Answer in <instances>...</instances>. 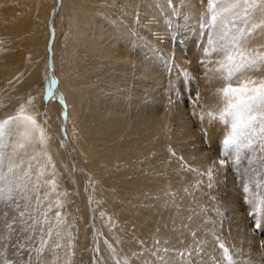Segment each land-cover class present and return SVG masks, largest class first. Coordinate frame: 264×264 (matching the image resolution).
Segmentation results:
<instances>
[{"label":"bare ground","instance_id":"obj_1","mask_svg":"<svg viewBox=\"0 0 264 264\" xmlns=\"http://www.w3.org/2000/svg\"><path fill=\"white\" fill-rule=\"evenodd\" d=\"M193 1L198 0H61L58 14L60 24L56 28L58 35H61L60 43L63 48L58 43L62 48V53L59 52L58 74L60 90L64 91L68 100L66 102L70 104L69 129L73 132V142L91 172L92 180L98 179V182L101 180L104 184L105 192L101 191V194L106 197L105 201L112 203L116 200L119 204L113 209L119 228L134 223L135 229L129 230L128 235L130 236L131 231L136 235V231H141L140 237H146L145 232L149 227L152 230L153 240L150 242H154L153 253H157L153 254L154 264H264V228L253 231L254 225L246 222V211L237 209V205L235 209L224 208L230 202L224 192L223 197L219 196L224 204L209 198L211 191L205 175L210 169L215 175L219 168L210 165L212 162L209 159L203 166L202 158L208 152L202 146L197 129L206 127V139L212 142V133L216 130L217 123L215 120L210 122L207 114L216 110L211 98L212 93L217 90L209 88V81H198L203 79L204 75L201 74L208 75L205 65L200 67L202 72L196 76L199 85L194 88L197 102H201L202 108L206 109L203 120L200 119L202 114L197 110L199 106L193 104L192 112L196 114L193 121L180 101H168L160 91L161 85H165L161 78L163 71L160 70L165 68H156L158 59L155 44L158 37L162 38L166 32V21L173 14L190 15H186L187 26L181 30L187 32L184 33V42L182 41L186 49L176 48V59L179 62L185 61L182 55L184 52L190 61L201 64L203 58L204 63L208 64L211 51L207 55L200 47H195L197 42L201 43L208 38L218 47L222 35L221 21L227 23V20L232 19L218 9L217 20L214 22L207 10L208 0H200V6L192 4ZM56 3L57 0H7L0 5V73L9 70V105L4 104L7 109L0 112L1 116L9 111V118L0 117V121H8L9 128H13V133L8 134L6 124L3 128L5 133L0 136V187L5 186V192L8 190L10 162L18 165L17 175L24 179L25 173L28 177L34 175V169L39 170V167L49 171L48 157H51L58 169L63 170V175L58 178L59 184L68 182L81 185V181L73 175L54 146L52 133L59 120L58 105L48 106L51 119L47 123L42 117L44 106L39 101L40 93L38 92L36 98L33 96L35 88L32 86L44 61L48 43L46 23ZM250 3L254 6L247 9L246 15L245 9L240 8V17L235 20L233 31L240 28L243 20V28L246 29L252 23H260L264 19L259 12L264 6V0H250ZM171 22L173 23L172 20ZM204 25L208 29L202 33ZM256 32L258 39L251 35L248 37L249 44H254L257 40L264 42V31L257 29ZM166 40L164 42L167 44ZM53 44L56 51L57 44ZM143 45L146 48H140ZM262 47L263 44L259 51L264 52ZM191 67L190 64L185 65V72L195 77V71ZM21 115L34 117L37 125L44 130L43 143L40 142L39 132L35 133L34 139L24 136L25 129L17 119ZM223 134L224 132L221 135L224 136ZM221 135L217 134V140ZM6 147L9 150L6 151ZM256 152L259 154L260 151ZM250 158L253 157L250 155ZM44 183L40 178L29 182L28 195L32 197V203L40 209L37 218L43 221L44 209L48 204H56L58 200L64 205L59 208L63 217L70 198L67 186H63V189L68 196L63 199L57 193L46 192L47 188L50 192L52 187ZM35 184L40 186V191L35 192ZM112 190L114 192L110 193ZM41 193L48 194L46 201H43ZM37 196L41 202L38 205ZM79 199V212L83 214L85 197L81 189ZM120 199H123L122 203L117 202ZM120 206L132 209L130 219L117 210ZM56 210L54 208L48 213L49 222L54 226L47 246L39 254L41 264H56L61 254L62 246L57 248V245L64 233L56 235V224L59 223L54 219ZM6 216L8 218L9 215ZM146 217H149V221ZM2 220L0 215V224H3ZM261 222L264 223V214ZM69 226L71 225H67L72 228ZM144 242L142 240L137 244L136 237L133 245L130 242L126 249L143 247ZM220 243L228 249L230 260L225 258L223 249L219 247ZM144 244L149 245L146 242ZM46 253L53 257V261L42 263V256ZM181 253L192 255L181 256ZM121 254L125 255L122 251ZM106 261L104 258L103 263L109 264Z\"/></svg>","mask_w":264,"mask_h":264},{"label":"rangeland","instance_id":"obj_2","mask_svg":"<svg viewBox=\"0 0 264 264\" xmlns=\"http://www.w3.org/2000/svg\"><path fill=\"white\" fill-rule=\"evenodd\" d=\"M6 1L7 0L1 1L0 5L2 3L4 4ZM192 4H194L195 6H197V5L200 6L201 1L200 0H198L197 2L193 1ZM60 6H61V0H57V3L55 5V7L53 8V10L51 11V13L48 17V21L46 23V28L48 31V41H47L48 43L46 45L45 57L47 59L44 57V61H43L44 65H43V63L41 65V67H43V69L40 67V69H42V71L39 69L38 77L34 82V86H32L35 88L34 92H33V96H34V98H36L38 95V92L41 95L39 101L44 106L43 107L44 109L42 111V117H43V120L45 122H47L48 120L50 121V119H51L50 112H49V110H47L48 106L52 105V104L58 105V106L57 105L56 106L59 109L58 114H57L59 120H58L57 124L54 125V129H56V130H54V132L52 133L53 137H54V146L56 147L57 152L63 157V159L65 160L67 165L70 167L73 175H76L75 177H78L79 182L81 181V185L78 183H68V182H65L63 185L59 184L58 178L63 175V170L58 169L53 161L49 162V164H50V165H48L50 167L49 171H46L44 169H41L42 167L41 168L39 167L38 168L39 170L34 169V175L29 176L30 181L34 178H40V180H42V183L45 182L44 184H48L47 181L55 180L57 183L56 190L53 191L51 188V190L49 192V189L47 188L46 192H48V193H51V194L57 193V194L61 195V197L63 199H66L68 194L70 195V198H69L68 203H67L68 209H67L66 213L64 214L63 219L61 221H59V223L62 225L63 224L71 225L69 227H72V228H68V231H62V233H64V235L62 236L61 240L58 243L59 246H57V248H60V245H61L62 250H61V254L59 256V261L56 264H104L103 263L104 258L107 260L106 262H109V264H154L153 249H152L154 242L153 241L150 242L151 239L153 240V237L151 236L152 230L149 227V229H147V231L149 233L147 231L145 232L146 237H140V235L142 234L141 231H136L138 236L134 233V231H131L130 236L128 235L129 230L135 229L134 223L130 225L131 227L128 226V227H125L122 229L119 228V224H118L119 221L116 220V218H117L116 212H115V210H113L114 207H116V205L118 203L115 202L116 200L112 203L105 201L106 197L103 194H101L105 189L104 184L101 183V180H100V182H98V179L92 180L91 172L86 167V164L83 162V158L81 157L79 150L76 148V145L73 142V132L71 131V129H69L71 127V120L68 119V118H71L70 108L68 107V106H70V104H69V102H66L68 100H67V97H66L64 91L62 89L60 90V88H61L60 82H59L60 76L58 74L59 73L58 67L60 66V62H59L60 61V54H59V52L62 53L61 50L63 48L62 47L63 44L60 43L61 35H58V32H57L58 28H56L60 24L59 23V17H58ZM207 10L210 13V15L212 16L213 13H211V11H209V8ZM182 15L183 16H178V14H176V15L173 14V16L171 18H169L166 21V23L164 24L165 30H166L164 36L162 38L158 37L159 41L156 40L157 44H155V52H156V57L158 59L157 64H156V68L158 67V69H161L160 66L163 69L165 68L164 70H162V69L160 70V72L163 71L161 78H162V81L165 83V85L164 84L161 85L160 91L164 94V96L168 99V101L172 100V99L176 100L178 102L180 101L181 104L183 105V107L185 106L184 111L185 112L187 111L186 113L188 114V116L190 115L191 120L195 121V118L193 115L194 112H192L193 111V109H192L193 104H195L196 106H199L197 108V110L203 116H205L206 109H205V107L202 108L203 106H202L201 102H197L198 101L197 95H196L197 93L194 91L195 90L194 88H195V86L197 87V85H199V83H197L198 81L199 82L203 81V80L209 81V83H210L209 88L214 90V91L217 90L216 93H214V92L212 93L213 97L211 98V101H213L215 103V107H216L215 108L216 110L212 111V113L215 116H218L219 110L222 109L224 106L223 105V96L220 92V89H222L225 86L226 82L222 79L221 76H219L221 73L218 71V69L220 68L219 61H221L222 58L224 59V56L222 53H218V52L214 51V49L217 47L215 46V44L212 40L205 38V40H203V42H201V43H199L200 41H198L197 45L195 47H197V46H198L197 48L200 47V49L203 52H205L207 55L211 51L210 52L211 58H209L208 64L204 63L203 58H201V62H202L201 64H199L197 61H195V62L190 61V59H188L187 55L184 52H182V55L184 56L183 60H185V61H182V62L177 61L175 49L176 48L178 50H180V49L185 50L186 49V47L183 45V42H184L183 40H184L187 32L181 31V30L185 26H187L185 21L190 16L189 14H185V13ZM185 18H187V19L185 20ZM181 19H182V21L183 20L184 21L183 22L180 21ZM171 20L173 21V23L171 22ZM175 21H176V23H175ZM183 23H184V25L182 26ZM244 24H245V20L242 21V23L239 27L243 28ZM207 29L208 28L204 25V26H202L201 32L203 33L204 30L207 31ZM176 33H178V34H176ZM184 33H186V34H184ZM174 34H176V35H174ZM177 35H178V38H177ZM251 35L253 36L254 39H258L257 38L258 32L255 31ZM55 38H56V42H54ZM165 39H167L166 42L168 41L167 44L164 42ZM209 41H212V43H209ZM53 43L57 44L56 46L59 50L56 48L57 50L54 51L55 48H53V46H54ZM58 43L60 44V46L62 48L59 46ZM198 43L201 45L199 46ZM256 43H257V45H256ZM202 44H204V46ZM262 44L264 46V42L262 43L261 41L257 40L254 44H249V47L254 48L256 46L255 49L260 50ZM206 45H208V46H206ZM169 46H171V48ZM258 46L260 47L259 49H258ZM144 47H145V45L140 46V48H144ZM205 47L207 48V50ZM172 49H174L173 52H172ZM262 49L264 50V47H262ZM167 53H168V55H167ZM171 53H173V54H171ZM58 54H59V56H58ZM211 55H213V57H215V58H213ZM56 56L59 58H56ZM216 59H217V61H215ZM211 60L214 61V63ZM45 62H46V65H45ZM183 63H185V64H183ZM189 64H190V66H192L191 68H193L195 71L194 72V74H196L195 77H194V75H191V73L188 74L185 72L186 71L185 65H189ZM204 65H205V68H206L208 75L206 76L205 75L206 73L204 72L205 74H201V75H204V76H202L203 79L196 81L197 80V78H196L197 74H200L202 72L200 67L204 66ZM180 69H181V71H180ZM165 71H167V72H165ZM8 72H9V70L5 71V72L3 71V73H0V91L2 90L0 93V112L6 110L7 105H9V73ZM261 72L258 71L256 73H254L253 78L258 79V77L260 78V77L264 76V70H262ZM7 73H8V75H7ZM174 74H175V76H174ZM211 74H212V76H211ZM170 75H171V77H170ZM205 79H207V80H205ZM212 79H214V80H212ZM53 80L56 81L55 84L52 83ZM210 80H212V81H210ZM234 82H236V81L235 80L232 81L233 85L235 86ZM220 84H222V85H220ZM167 85H168V87H167ZM49 86H51V88H52L51 94H49L47 91ZM180 95H181V97L182 96L183 97L181 98ZM61 97H63V101H61ZM174 97H175V99H174ZM186 99H187V101H186ZM218 102H220V103H218ZM4 104H7V105H4ZM189 104H190V107H189ZM8 113H9V111L5 112L0 117H4L5 119L9 118ZM69 121H70V123L68 124ZM215 121L217 123V128L214 131V133H212V136L214 134V136H213L214 139L213 138L211 139L212 142H210L208 139H206V138H208L207 136H205V134L208 133V132H205L207 130H204L206 127H202V130H201V128L197 129L199 139L203 143L202 146L208 152V153H206L204 158H202V161L204 160L202 162V164H204L203 166H205L207 164V161L209 159L212 163H214V164L211 163L210 165H214L217 168H219V169H216L217 172H215V175L213 174V178L211 180L212 187H209L210 191H211L210 192L211 194L209 193V198L211 200L216 199V201H219L222 204H224L223 203L224 200L221 199V197H223L222 192H224V196H228L229 201H230L227 204L229 206L224 205L225 206L224 208L235 209V205H237L236 206L237 209L239 208L242 211L243 210L246 211V213H245L246 214L245 215L246 222L250 225H254V219L261 220V218L263 217V214H264V212H263V209H264V140H263L264 138L263 137H264V135L257 133L252 138L253 140L251 139L252 141L250 142L249 145L242 146L238 151L233 147H228L226 149L224 147L222 141L225 138L227 132L229 131V127L226 126L227 127V129H226L225 125H223V127H222V123L218 122V119ZM218 123H219V126H218ZM58 124H59V126H58ZM5 128H6V132L8 134L13 133V131H12L13 128H11V127L9 128V124H7ZM223 128L227 131L225 132V130H223ZM57 129H58V131H57ZM216 131L217 132L219 131V133H221V134H222V132H224V134H223L224 136H222L219 133H216ZM4 133L5 132H3V134ZM217 134L221 135V136H219L218 140H217V137H218ZM214 140L217 143L213 142ZM205 143L208 145H206ZM204 144L206 145V147ZM211 144H212V146H211ZM213 145H215V148ZM7 150H9V148L7 149V147H6V151ZM253 150H254V155H253ZM256 151H260L259 154ZM60 152H62V153H60ZM244 152H246L247 154ZM225 153H227V154L225 155ZM237 154H238V157H237ZM240 155H242V156H240ZM250 155L253 158H250ZM259 155H260V157H259ZM234 156H235V158H234ZM222 159L226 161V164L224 166H221L219 163V161ZM259 162H261V163H259ZM54 169H55V172H53ZM225 169H227V170H225ZM222 170H223V172H222ZM44 171H46V172H44ZM41 172L43 173L42 176L40 175ZM218 172L220 174H218ZM229 175H230V177H229ZM205 176H206L207 186H208L209 178L207 175H205ZM228 177H229V180H228ZM103 178H104V176H103ZM215 178H216V180H215ZM36 186H37V184H35L33 187L36 188ZM63 186H67L66 188H67L68 194H65L66 190L63 189ZM245 187H247V189H248L247 192L244 191ZM3 188H4V190L2 191ZM40 189L41 188L39 186V191H40ZM80 189L83 191L84 197H85V204L83 206V214L79 212V208L81 205L80 204L81 201L79 199V190ZM98 190H100V191H98ZM35 192H37V191H35ZM113 192H114V190L110 191V193H113ZM106 193H109V192H106ZM41 194H43V201H46L48 199V194H44V193H41ZM205 195H207V193H205ZM219 196H221V197H219ZM246 200L249 202L246 203L245 202ZM61 201H63V200H61ZM118 201L121 202V201H123V199L117 200V202ZM8 202H9L8 201V190H7V192H5V186H2V187H0V215L3 217L2 223H5L6 221L10 222L9 216H8V218L6 216V215H9V211H10L9 207H8ZM239 204H241V205H239ZM253 206H255V207H253ZM81 209H82V207H81ZM121 209H122V211H121ZM258 209H259V211H258ZM58 210L63 215V212L60 209H58ZM117 210L119 212L124 213V215L129 219L131 218L130 216L133 213L132 209H126V207H122V206H120ZM253 213L255 214V216L252 215ZM70 216L72 219H70ZM146 220L149 221V217L148 218L146 217ZM49 225H51L52 228L54 226L53 223L44 225L45 233L43 235H44L47 243L45 245H43L42 248H37V243L39 242L40 235H42L41 233H39V231L32 233V235H34L36 238L33 242H31L29 244V242L25 241V243L28 244L29 250H30V255L27 253L25 254V259L27 260V264H41V263H39V261H40L39 254L41 252L43 253L42 249H44L47 246V244L50 240V236L52 235V234L50 236L47 235V229H48ZM118 228H119V230H118ZM255 230L258 231L259 229H257V228L253 229V231H255ZM69 233L71 236V246L69 244ZM0 234H1L0 235V244H1L0 245V249H1L0 250V264H4V262L9 257L13 256L12 242L17 241V237L11 234V230L0 231ZM9 236L11 237V239H6V237H9ZM79 237H81V240H79ZM136 237H137V244L143 240L146 243H149V245H147V244L145 245L144 244L145 242H144L142 244L143 247L137 248V246H136L135 250L132 248L130 249L129 247H128V249H126L127 244L132 243L131 245H133V243L136 240ZM113 239H115V240H113ZM78 241H79V243H78ZM150 243H151V245H150ZM97 249L99 251H97ZM121 251L124 252V254L126 256L121 254ZM133 252H134V254H133ZM19 254H20L19 251H17L16 256H19ZM48 255L49 254L46 253V255L44 254L42 256V260H43L42 263L47 262L49 260L53 261V257L51 255H49V256ZM51 257H52V259H51ZM13 258H15V257H13ZM60 261H61V263H60Z\"/></svg>","mask_w":264,"mask_h":264},{"label":"snow or ice","instance_id":"obj_3","mask_svg":"<svg viewBox=\"0 0 264 264\" xmlns=\"http://www.w3.org/2000/svg\"><path fill=\"white\" fill-rule=\"evenodd\" d=\"M254 5L250 3V0H231L226 3L225 0H208L209 11L213 13L212 20H217L218 9L224 14L229 15L232 19L227 20V23L221 21L222 35L220 36L219 46L214 49L218 53H222L224 59L219 61L220 68L218 71L221 73L222 79L226 82L225 86L220 89L223 96V108L219 110V115L215 116L212 112L207 115L209 121L219 120L223 125L229 127L225 138L222 143L227 149L233 147L237 151L242 146L250 144L251 139L260 133L264 135V76L259 79H254V73L264 70V52H261L255 48L249 47L248 37L257 29L264 31V19L260 23H252L249 28H234V22L240 17V8L245 9V15L248 8ZM260 14L264 16V6L259 10ZM229 33H232L229 35ZM212 43V41H209ZM235 80V86L232 81ZM56 83L55 80L52 81ZM48 93H52V88L49 86ZM63 101V97H61ZM23 113V108L20 109ZM193 115H196L193 113ZM23 128L25 129L24 136L35 138V133L39 132L40 142H44V130L37 125L36 120L32 116L21 115L17 118ZM200 119L203 120L204 116L201 115ZM8 121H0V135L3 134V128ZM227 153H225L226 155ZM51 162V157H48ZM221 166L226 164L225 160L219 161ZM18 165L15 163L9 164L8 167V207H9V220L0 224V231L11 230V234L17 237V241L12 242L13 256L9 257L4 264H27L25 254L30 255L28 244L25 241L33 242L36 238L32 235L33 232L39 231L40 235L37 248H42L47 243L44 233V225L49 224L48 213L52 212L56 208L55 220L61 221L63 219L59 208L64 207L63 203L59 200L56 204H48L44 209L43 221L37 217L40 214V209L32 203V197L28 195L30 177L27 173L24 174V179L17 175ZM20 171H23L22 169ZM42 176L43 173L41 172ZM206 175L209 178L208 187H212L211 180L213 178V170H208ZM12 177L16 179L13 180ZM26 180L28 182H26ZM18 181V182H17ZM51 185L52 190L55 191L57 183L55 180L47 181ZM247 187L244 191L247 192ZM35 191H39V185L36 186ZM37 205L40 202L39 197H36ZM248 203L249 201H245ZM259 211V209H258ZM255 216V214H252ZM254 227L257 229L264 228V223L261 220L254 219ZM53 228L49 225L47 229V235L52 234ZM62 231H68L66 224H56V235L60 236ZM195 235V234H194ZM11 239V237H6ZM159 243V242H157ZM69 244L71 246V236L69 233ZM59 246V245H57ZM219 247L223 249L225 258L230 260L228 256V249L223 243L219 244ZM19 251V256H16V252ZM97 251H99L97 249ZM167 252V249H164ZM175 252V250H173ZM156 255L157 253H153ZM181 256H191L192 253H181ZM15 257V258H13ZM163 260V257H161Z\"/></svg>","mask_w":264,"mask_h":264}]
</instances>
